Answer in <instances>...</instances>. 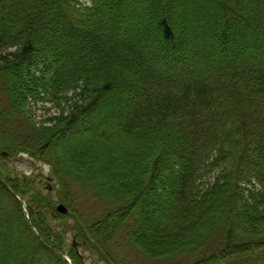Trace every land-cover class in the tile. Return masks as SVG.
I'll return each instance as SVG.
<instances>
[{
    "label": "trees",
    "instance_id": "16d2710c",
    "mask_svg": "<svg viewBox=\"0 0 264 264\" xmlns=\"http://www.w3.org/2000/svg\"><path fill=\"white\" fill-rule=\"evenodd\" d=\"M76 213L106 264H264V0H0V264H85Z\"/></svg>",
    "mask_w": 264,
    "mask_h": 264
},
{
    "label": "rangeland",
    "instance_id": "374dc122",
    "mask_svg": "<svg viewBox=\"0 0 264 264\" xmlns=\"http://www.w3.org/2000/svg\"><path fill=\"white\" fill-rule=\"evenodd\" d=\"M42 105V104H40ZM46 107H50V104L46 105ZM35 112V119L37 121H40L42 119H45L48 114L47 112H44L43 109L41 108H36L33 109ZM44 113V114H43ZM73 147H71L72 150H70V152H68V155H73V156H78V157H83L86 156L87 153H91L93 151H95V144L93 143H84L83 140H79V142H76L75 145H72ZM20 158L15 159H9L7 161V164L9 165V167L13 168V170H15V172L22 176V175H26V176H40L38 179L40 180L38 183L41 185L42 192L43 194L47 195L48 193L54 198V199H60L59 194H58V190H59V178H58V172H57V167L48 162L45 161L39 157L34 158L29 155L28 153H21L19 155ZM76 188V189H75ZM75 189V191L78 192L77 197H82L84 191L80 190V187L77 186H72V188L69 190L70 192H73ZM33 192V191H32ZM82 199H85L82 197ZM163 200H167V198H164ZM93 201V202H92ZM91 202L85 203L88 208L92 209L91 212H96L98 217L103 216L105 213V209L100 207L98 205V202L95 200V198H92ZM70 212V211H69ZM55 213V212H54ZM53 214V213H52ZM68 214V213H67ZM53 216H55V214H53ZM75 218H71L70 220H67V226L68 228L70 227L69 225L71 223H76L77 225H81V219L79 218V215L76 213ZM70 227L69 228V233H74V230ZM125 233V232H124ZM68 245L70 247L71 242H72V236L71 234H69V239H68ZM79 252L82 254V260L85 262V264H106L105 260H101L99 259V255L97 254H93L90 251V248L88 247V245H86L84 242H81V246ZM135 258H139L137 255H134ZM141 257V256H140ZM142 259V257H141ZM132 264H137L134 263ZM150 264H166L165 262H151Z\"/></svg>",
    "mask_w": 264,
    "mask_h": 264
},
{
    "label": "water",
    "instance_id": "95a60500",
    "mask_svg": "<svg viewBox=\"0 0 264 264\" xmlns=\"http://www.w3.org/2000/svg\"><path fill=\"white\" fill-rule=\"evenodd\" d=\"M57 209L59 212H62V213L67 212V208L63 204H60Z\"/></svg>",
    "mask_w": 264,
    "mask_h": 264
}]
</instances>
